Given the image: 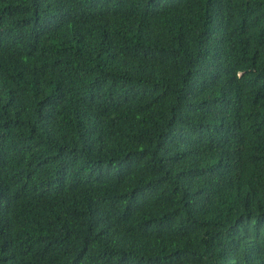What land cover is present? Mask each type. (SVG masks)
<instances>
[{
  "label": "trees",
  "instance_id": "16d2710c",
  "mask_svg": "<svg viewBox=\"0 0 264 264\" xmlns=\"http://www.w3.org/2000/svg\"><path fill=\"white\" fill-rule=\"evenodd\" d=\"M0 264H264V0H0Z\"/></svg>",
  "mask_w": 264,
  "mask_h": 264
}]
</instances>
